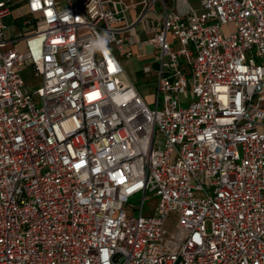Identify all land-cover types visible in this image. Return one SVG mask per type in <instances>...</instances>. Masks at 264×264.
Returning <instances> with one entry per match:
<instances>
[{
    "label": "built area",
    "instance_id": "1",
    "mask_svg": "<svg viewBox=\"0 0 264 264\" xmlns=\"http://www.w3.org/2000/svg\"><path fill=\"white\" fill-rule=\"evenodd\" d=\"M0 264H264V0H0Z\"/></svg>",
    "mask_w": 264,
    "mask_h": 264
},
{
    "label": "rangeland",
    "instance_id": "2",
    "mask_svg": "<svg viewBox=\"0 0 264 264\" xmlns=\"http://www.w3.org/2000/svg\"><path fill=\"white\" fill-rule=\"evenodd\" d=\"M124 2L126 4H132L133 2H135V0H124ZM26 15V9H25V5H20V6H13L11 9V16L6 18V23L8 25H12L13 19L19 17V16H23ZM134 18V13L133 10H130L127 12V20L129 22H131ZM32 29V27L29 28H23L21 25H18L17 22V26H12L10 28V33L12 36H14L15 34L18 33V31H23L24 34L28 33L30 30ZM223 30L225 32H229L233 30V26L231 23L226 24L223 26ZM176 43V42H175ZM19 49H22V45L18 44L17 45ZM124 57V56H123ZM150 62V59L147 56L144 55H138V54H134L132 57V62L128 61L127 63V72L129 75V78L131 79V81L134 83V85L137 87V89L145 95V99L148 103L152 102L153 97H154V88H155V77H153L152 75L150 76H146L143 73V66ZM21 75L24 79V81L26 82L27 85H30L31 88H36L39 85L40 82V78L38 77H34L31 74V71L29 68H25L22 70ZM186 103H184L183 105H186ZM147 195H150V193H148ZM140 199H141V195L140 194H135L133 196H131L128 199V204L132 205L134 207H137L140 203ZM144 209H148L149 207L151 208H155L156 207V198L154 196H149L148 198L145 199L144 201V205H143ZM132 214L136 215L137 214V208H132ZM176 223H177V216L174 213H171L167 219L165 220L164 223V240L170 238V236L175 232L176 230ZM206 230L210 231L211 230V224L210 221H206Z\"/></svg>",
    "mask_w": 264,
    "mask_h": 264
},
{
    "label": "crops",
    "instance_id": "3",
    "mask_svg": "<svg viewBox=\"0 0 264 264\" xmlns=\"http://www.w3.org/2000/svg\"><path fill=\"white\" fill-rule=\"evenodd\" d=\"M17 7L18 6H20V5H16ZM11 16V15H10ZM9 16V17H10ZM8 18V17H7ZM128 61H130V62H132V57L130 58V59H127V60H125V62H124V68H125V71H126V74H127V76H128V78H129V75H128V72H127V63H128ZM129 80H131L130 78H129Z\"/></svg>",
    "mask_w": 264,
    "mask_h": 264
},
{
    "label": "clouds",
    "instance_id": "4",
    "mask_svg": "<svg viewBox=\"0 0 264 264\" xmlns=\"http://www.w3.org/2000/svg\"><path fill=\"white\" fill-rule=\"evenodd\" d=\"M107 38H108V37H107V33H105V34H104V37H103V39H104L105 42L107 41Z\"/></svg>",
    "mask_w": 264,
    "mask_h": 264
}]
</instances>
